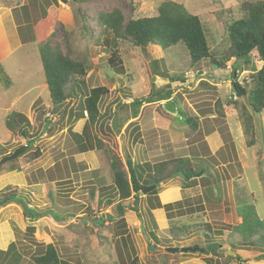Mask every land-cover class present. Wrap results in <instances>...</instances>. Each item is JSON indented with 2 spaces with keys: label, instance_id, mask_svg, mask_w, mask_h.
<instances>
[{
  "label": "rangeland",
  "instance_id": "374dc122",
  "mask_svg": "<svg viewBox=\"0 0 264 264\" xmlns=\"http://www.w3.org/2000/svg\"><path fill=\"white\" fill-rule=\"evenodd\" d=\"M29 1L0 0V7L19 8ZM47 1L57 14L53 28L55 41L67 52V39L74 55L87 54L89 57L91 68L83 80L86 88L106 87L109 90L100 105L101 113H106L107 117L97 123L93 134L124 161L127 153L132 154L137 165L151 163L152 159L163 162L173 159V155L188 156L202 176L197 177L196 188L187 190L179 178L168 181L160 186L158 196L141 197L138 205L141 217L131 210L135 204L133 199L126 204L124 218H118L122 205L114 195L108 157L95 149L81 153L75 137L84 134L86 125L85 119H77L82 96L69 100L59 112L53 110L41 64V48L47 44H40L36 39L35 28L20 25L22 41L28 39L33 44L18 46L20 39L12 30L13 21L6 17L4 26L15 51L0 63V162L2 155L15 153L27 144L30 149L25 154L40 148L44 156L35 162L28 155L23 156L20 163L24 170L21 172L6 171L8 164H3L4 168L0 166V195L14 190L19 197L23 194L21 200L30 214H25L20 205L18 210V204L7 208L0 215V230L3 231H0V241L5 237L11 241L12 232L15 233L14 240L24 257L21 264H36L35 257L44 254L41 245L46 243H53L60 258L70 264H130L134 257H139L141 264H264L260 250L237 248L234 256L226 253L232 250L227 240L229 232L242 222L241 208L252 204L264 218V112L254 115L252 138L241 118L242 106L248 107L246 100L241 99L238 108L230 106L229 102L237 98L232 76L225 75L238 69V82L248 89L253 88L252 67L262 66L256 54L249 64L238 61L233 67L227 65L219 70L209 62L192 66L184 44L163 51L158 47L144 50L124 43L118 50L125 67L124 76L115 74L109 66L113 51L93 40L100 30L95 24L99 11L118 8L128 21L157 16L163 2L173 1L201 17L209 46L221 60L230 45L226 23L244 17L241 0H91L82 5L71 0L67 3ZM78 6L88 21L87 28L78 17ZM42 16L38 11L35 17ZM66 32L69 37L65 36ZM48 36L47 32L41 41L45 42ZM171 76L181 77L183 81L170 84ZM172 91L170 100L176 101L183 113L202 119L198 132L189 130L179 113L165 110L168 99L151 105L143 102L142 108L132 104L136 99L167 98ZM15 100L18 104L13 106ZM218 101L225 106V118L219 117L215 110ZM136 110L140 115L134 119ZM16 112L32 119L33 124L30 121L25 127L28 136L22 132L14 134L7 128V119ZM48 114L57 116L56 121H49L50 129L45 132ZM134 121L135 126L132 125ZM114 124L119 128L115 129ZM135 128L141 135L136 145ZM213 131L214 138L209 135ZM206 136H209L210 145L215 137L221 141L215 153L210 152ZM80 155L86 156L80 159ZM53 160L57 165L47 172ZM137 171L148 179L146 168L139 167ZM54 179L57 181L53 182ZM110 199L113 200L111 204ZM169 205L172 208H168ZM201 206L203 210L199 211ZM140 218L150 241L141 231ZM203 222L211 223L214 231L223 232L216 242L222 245L219 249L224 252L167 251L176 247H209L208 238L198 228ZM175 230L177 233L173 236ZM3 233L6 234L4 238Z\"/></svg>",
  "mask_w": 264,
  "mask_h": 264
},
{
  "label": "trees",
  "instance_id": "16d2710c",
  "mask_svg": "<svg viewBox=\"0 0 264 264\" xmlns=\"http://www.w3.org/2000/svg\"><path fill=\"white\" fill-rule=\"evenodd\" d=\"M54 1L57 2V0ZM71 1L78 5H82L91 0ZM240 5L244 12V17L226 23L230 45L223 52L221 60L212 52L209 46L206 28L201 17L192 14L184 5L173 1L163 2L158 8L157 16L130 19L128 21L123 12L118 8L110 12L99 11L97 12L95 24L100 30L97 37L93 38V40L97 45L113 51L109 58V66L115 71V74L124 76H126L125 67L121 58H119L118 52L119 47L124 43H131L133 46L144 50H147L150 46L158 47L163 51L179 44H184L189 53L192 66L199 65L203 62H209L219 70L227 65L233 67V64L238 61H245L246 64H249L251 57L256 54L257 61L261 63L262 66L259 69L252 67L254 71L253 88L248 89L238 82L239 71L234 68L231 71V75L235 88V98H237V100H231L229 102L230 106L238 108L240 105L239 101L241 99L246 100L248 107L245 105L242 106L241 118L246 127L247 134L253 138L254 115L264 112V0H241ZM47 7L50 8H48V13ZM38 11L43 13L41 18L44 19V22L42 23H40L42 21H40L41 18L37 19V17H35ZM77 14L79 19L83 21L84 27L87 28L88 21L82 15V9L81 7L79 8V6ZM13 15L19 27L20 25H25L28 27L31 26L33 30L35 28L36 39L40 40V44H47V47L41 48V56L43 72L50 92V102L53 110L59 112L69 100L78 98L80 95L82 96L79 109L80 113L77 119H85L86 125L83 131L84 134H76L75 137L79 142L81 153H86L95 149L103 151L108 157L113 176L114 195L119 204L122 205V211L117 214L118 218H124L126 204L133 199L135 200V204L131 207V210L141 217L138 205L143 196V190L148 187L154 185L159 186L155 191L148 194L149 196L156 197L159 194L160 186L174 179H181L183 188L186 190L198 186L197 175L199 172L195 169L191 159L185 156L174 157L173 159L163 162L160 161L158 163L151 162L137 165L133 161L132 154L127 153L126 161H124L119 157L118 153L111 149V147L97 134H93L94 127L107 115L106 113H101L100 105L105 96L109 94V90L106 87H96L89 90L86 88L83 80L87 78L91 68L89 57L87 54L81 56L74 55L72 45L67 39V52H64L61 44L55 41V32L53 28L56 23L57 14L49 1L30 0L22 7L13 8ZM47 32L49 34L48 39L45 42L41 41L43 35ZM65 36L69 37V34L66 32ZM158 74L159 73H157V75ZM164 77L168 78V75L164 74ZM180 81H183L181 77H169L170 84ZM204 85H206V83ZM152 98L153 97H149L145 99V101L136 99L132 104L142 108L143 102L151 105L152 103L167 99L166 96H160L156 101ZM174 103L176 104L177 113L184 118L185 126L194 133L198 132L201 124L199 116H188L178 108L176 101ZM224 108L225 106L222 101H218L215 105V110L221 118H225L226 116ZM139 115L140 111L137 112L136 110L133 114V118L137 119ZM29 125L30 120L23 113H13L6 121L7 128L14 134L22 132L28 136V134L25 133V127ZM132 125H136L135 121ZM116 127L119 128L118 125H116ZM109 129L113 131L111 125ZM134 132L136 135L135 144H137L141 135L138 129ZM92 142H94L93 145ZM253 143L254 142H251V144ZM28 149H30L29 146ZM12 154L13 153L2 155L1 159L3 160ZM26 155L29 156L31 161H36L42 157L43 153L40 148H37L34 152H28L7 163L6 171L21 172L22 165L20 159ZM0 166L4 168L1 162ZM139 167L147 169L148 179L145 180V175L137 171ZM92 192L95 194L96 187L93 188ZM92 196H94L93 193ZM94 198L95 197H93V199ZM112 201L113 200L110 199L109 203L111 204ZM208 202H210V199ZM12 204L21 205L25 214L27 213L30 215L27 206L22 202L21 197H19L18 191L4 192L0 195V209ZM177 205H180V203ZM168 208H172V206L169 205ZM202 210L203 207L201 206L199 211ZM239 214L242 218V222L233 226L227 237L228 243L232 249L230 251L235 252L237 248L244 250H260L263 253L260 259L264 260V218L258 214L256 208L252 204L241 208ZM31 216L34 217L35 214L32 213ZM112 220L113 219L110 221ZM99 222H101V220ZM198 228L202 229L199 232H203L205 237L208 238L209 246L216 244L218 245V249L222 247L216 240H219V235L223 232L214 231L212 224L206 222L199 224ZM176 233L177 231L175 230L172 232V235L175 236ZM41 247L44 248L45 252L35 257L36 264H70L60 258L53 243H46V245L43 244ZM218 249L215 250L214 254L219 252ZM23 258L16 242L12 243L8 250H0V264H21ZM130 264H141V261L139 257H134Z\"/></svg>",
  "mask_w": 264,
  "mask_h": 264
},
{
  "label": "crops",
  "instance_id": "0c3cea01",
  "mask_svg": "<svg viewBox=\"0 0 264 264\" xmlns=\"http://www.w3.org/2000/svg\"><path fill=\"white\" fill-rule=\"evenodd\" d=\"M6 17H10L11 19H12V21H13V28L14 29H12L13 30V32H15L16 33V36L18 37V39H20V42H19V45L18 46H27V45H30V43H31V45L33 44L32 42H31V40H26V41H22V39H21V36H20V30H19V26H18V24L16 23V21H15V18H14V15H13V9H11V8H8V7H3V8H1L0 7V63L1 62H3L4 60H6L7 58H9V57H11L13 54H14V49H13V46H11V44H10V38H9V36H8V33H7V31H6V29H5V26H4V21H5V18ZM41 64H42V62H41ZM43 68V67H42ZM235 73V72H234ZM226 76H232L231 75V72H229V73H227V74H225ZM46 80V79H45ZM46 87H47V89H48V86H47V84H46ZM39 100V99H38ZM18 104V101L16 102V100L15 101H13V103H12V105L14 106V105H17ZM34 104H35V100L32 102V105H31V107H32V109H33V106H34ZM176 110H177V108H176ZM32 112H33V110H32ZM34 114V113H33ZM28 118H29V120L32 122V124H33V121H32V119L28 116ZM202 119H200V121H201ZM49 120L48 121H46V123H47V125H49ZM45 123V124H46ZM45 126V129H46V127H48V130L50 129V126ZM199 129H200V127H199ZM199 131V130H198ZM196 133V132H195ZM47 134V133H46ZM214 134V131H213V133H210L209 135H211L212 137L214 136L213 135ZM216 135V134H215ZM210 136V137H211ZM47 137V136H46ZM214 138V137H213ZM213 138H211V140L213 139ZM209 136H206V138H205V142L208 144V146H209V148H210V152L212 153H215L214 151V149H218L219 147H220V145H221V141H219V140H217L216 139V137H215V139L214 140H212L211 142H212V145H210V142H209ZM134 142H135V139H134ZM134 145H136V144H134ZM84 154V153H83ZM44 155H42V157H43ZM84 156H86V155H80V157H78V158H80V159H83L84 158ZM174 157H177V156H179V155H173ZM42 157L41 158H39L38 160H40V159H42ZM180 157V156H179ZM185 157H187V158H189V159H191L190 157H188V156H185ZM157 158V157H156ZM155 157H154V159H156ZM37 161V160H36ZM32 162H35V161H32ZM31 162V163H32ZM77 162H79V160L77 159ZM152 163L154 162L153 161V159H152V161H151ZM30 163V164H31ZM29 164V165H30ZM80 164V163H79ZM57 165V163H56V161H54L53 160V162L50 164V166L47 168V172L48 171H50L53 167H55ZM30 167H31V165H30ZM22 170H24L23 168H22ZM94 170V169H93ZM28 174H27V178H28ZM28 180H29V178H28ZM57 181V179H54L53 180V182H56ZM29 182L30 181H28V188L29 189H31L30 188V186L31 185H29ZM23 196V194L20 196V197H22ZM16 204H12V205H9V206H7V207H5V208H3L1 211V213H0V215L1 214H3V212H5V210L7 209V208H9V207H14ZM21 206V205H20ZM19 207V204H18V206H17V208ZM22 207V206H21ZM20 208V207H19ZM19 208H18V210H19ZM21 209V208H20ZM136 213V212H135ZM1 231V230H0ZM1 232H3V231H1ZM1 236V235H0ZM2 236H3V238L6 236V234L5 233H3L2 234ZM8 236V235H7ZM12 236H13V238H12V240L10 241V238L9 237H5L6 239H2L1 241H0V250L1 251H6V250H8V248H9V246L11 245V243L14 241V242H17V241H15L14 240V238H15V233L13 234V232H12ZM8 238V239H7ZM13 242V243H14Z\"/></svg>",
  "mask_w": 264,
  "mask_h": 264
},
{
  "label": "water",
  "instance_id": "95a60500",
  "mask_svg": "<svg viewBox=\"0 0 264 264\" xmlns=\"http://www.w3.org/2000/svg\"><path fill=\"white\" fill-rule=\"evenodd\" d=\"M65 3H67V0H64ZM172 94V92H170L168 95H167V99H168V103L167 105L165 106V110L168 112V113H176V104L170 100V95ZM49 126V125H47ZM114 128L116 129V125L114 124ZM48 127H46L45 129V132L47 131ZM28 150V146H25V147H22V148H19L18 150H16L15 153H13L11 156L9 157H6L5 159H3L1 161V164H7L15 159H17L18 157L22 156L23 154H25V152ZM202 174L200 175H197V177H201ZM159 186L158 185H154L152 187H149V188H146L143 190L142 194L144 196H147L148 194H150L151 192L155 191ZM119 211H121V206H119ZM108 218H111L110 215H108ZM140 222H141V231L144 233L145 237L148 239V241H150V238L146 232V229H145V226H144V222H143V219L140 218ZM222 248V247H221ZM151 249L154 250V246L151 245ZM216 249H218V245L216 244H213L207 248H200L199 246H196V247H184V248H169L167 249L168 252L170 253H178V252H182V253H195V252H199V253H203V254H208V253H212L214 252ZM219 252H224L223 249H219ZM226 253L228 255H235L236 253L235 252H231V251H226Z\"/></svg>",
  "mask_w": 264,
  "mask_h": 264
},
{
  "label": "built area",
  "instance_id": "2783aa9c",
  "mask_svg": "<svg viewBox=\"0 0 264 264\" xmlns=\"http://www.w3.org/2000/svg\"><path fill=\"white\" fill-rule=\"evenodd\" d=\"M56 116H57L56 114H48L47 118L49 121L54 122V121H56V118H55ZM26 146H29V145L27 144Z\"/></svg>",
  "mask_w": 264,
  "mask_h": 264
},
{
  "label": "clouds",
  "instance_id": "9594fccd",
  "mask_svg": "<svg viewBox=\"0 0 264 264\" xmlns=\"http://www.w3.org/2000/svg\"><path fill=\"white\" fill-rule=\"evenodd\" d=\"M177 112V111H176Z\"/></svg>",
  "mask_w": 264,
  "mask_h": 264
}]
</instances>
